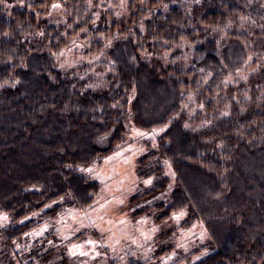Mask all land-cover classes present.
Listing matches in <instances>:
<instances>
[{"label":"trees","instance_id":"trees-1","mask_svg":"<svg viewBox=\"0 0 264 264\" xmlns=\"http://www.w3.org/2000/svg\"><path fill=\"white\" fill-rule=\"evenodd\" d=\"M1 4L3 244L90 207L100 184L80 169L119 148L129 122L165 127L137 168L160 173L147 161L163 158L175 182L132 217L149 211L158 223L186 211L185 222L202 223L208 238L185 257L205 254L190 264H264V0ZM116 4L118 16L106 9ZM83 40L88 61L67 67L65 47ZM161 179L129 202L163 190Z\"/></svg>","mask_w":264,"mask_h":264},{"label":"rangeland","instance_id":"rangeland-1","mask_svg":"<svg viewBox=\"0 0 264 264\" xmlns=\"http://www.w3.org/2000/svg\"><path fill=\"white\" fill-rule=\"evenodd\" d=\"M1 2L4 0H0V6ZM61 9L55 4L48 17H59ZM106 9L111 15L122 13L118 4L107 5ZM86 43L83 40L65 47L63 62L67 67L88 61L90 56L82 49V44L88 46ZM97 59L102 61L100 56ZM127 123L128 131L119 148L80 169L100 184L90 207L67 208L56 218L7 244H3L2 229L9 223V217L0 214V264H6V256L13 264H26L29 260L33 264H190L205 254L203 249L185 257L208 238L202 223L185 222L188 212L174 214L158 223L149 211L132 217L133 210L163 199L175 182L172 169L163 158L147 161L149 170L158 162L162 166L160 173L143 177L137 168L139 158L156 147L157 136L165 127L146 131ZM162 176L168 178L163 190L129 202L132 196L160 183ZM172 242L174 249L164 255L162 247Z\"/></svg>","mask_w":264,"mask_h":264}]
</instances>
